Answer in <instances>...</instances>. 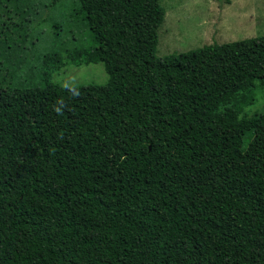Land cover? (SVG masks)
Here are the masks:
<instances>
[{
	"label": "trees",
	"instance_id": "1",
	"mask_svg": "<svg viewBox=\"0 0 264 264\" xmlns=\"http://www.w3.org/2000/svg\"><path fill=\"white\" fill-rule=\"evenodd\" d=\"M162 1L0 0V92L98 99L0 126V264H264V35L160 56ZM60 10L76 31L41 50Z\"/></svg>",
	"mask_w": 264,
	"mask_h": 264
},
{
	"label": "rangeland",
	"instance_id": "2",
	"mask_svg": "<svg viewBox=\"0 0 264 264\" xmlns=\"http://www.w3.org/2000/svg\"><path fill=\"white\" fill-rule=\"evenodd\" d=\"M162 3L166 15L158 31L157 54L160 56L214 42L264 35V0H163ZM68 13L63 10L56 12L55 18L61 22L62 28L55 40L49 35L39 42L41 50L53 43L55 46L70 43V37L76 30L70 28L64 17ZM106 80L107 74L101 62L69 64L52 77L55 83L74 87L103 84ZM57 92L55 96L42 89L22 94L0 92V126L24 125L30 118L47 124L64 122L89 113L98 106L94 91L88 94L74 88L70 94ZM257 112H264V90L257 93L254 102L245 111L248 115Z\"/></svg>",
	"mask_w": 264,
	"mask_h": 264
}]
</instances>
